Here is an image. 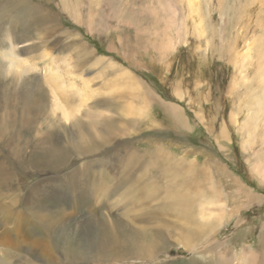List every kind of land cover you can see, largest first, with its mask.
<instances>
[{
    "label": "rangeland",
    "instance_id": "obj_1",
    "mask_svg": "<svg viewBox=\"0 0 264 264\" xmlns=\"http://www.w3.org/2000/svg\"><path fill=\"white\" fill-rule=\"evenodd\" d=\"M180 1L0 0V89L11 92L10 109L0 114L13 119L9 136L0 137V172L10 174L0 179V222L36 210L47 214L63 208L69 214L70 170L83 169L87 161L91 171H104L114 186L132 175L133 186L102 192L96 200L104 202L105 217L119 215L139 185L165 186L169 176L160 169L166 164L150 162L161 152L167 160L184 159L206 172L214 170L195 177L203 190L195 205L197 220L214 224L209 215L215 208L203 198L214 187L231 218L186 248L175 245L171 229L181 222L175 213L160 210L161 200L142 204L133 214L151 216L158 256L154 263L122 264H218L221 250L228 252L230 264H238L235 257L247 251L244 264H253L250 254L257 250L264 264L259 240L264 235V180L252 170L258 161L264 168V105L259 110L255 102L261 92L258 73L264 75V0H200L203 33L186 19ZM166 5L177 11L174 23L167 21ZM50 70L66 83V92H51L45 77ZM126 70L137 88L129 86ZM38 89V98L30 102L28 93ZM166 103L180 108L181 121L165 110ZM73 106L75 116L62 121L63 108ZM73 141L104 145L89 156L69 155L58 169L31 164L37 147L57 144L67 150ZM120 155L126 165L115 162ZM240 182L260 200L248 203L245 192L236 191ZM69 223L67 232L73 229Z\"/></svg>",
    "mask_w": 264,
    "mask_h": 264
},
{
    "label": "bare ground",
    "instance_id": "obj_2",
    "mask_svg": "<svg viewBox=\"0 0 264 264\" xmlns=\"http://www.w3.org/2000/svg\"><path fill=\"white\" fill-rule=\"evenodd\" d=\"M199 1L200 0H181L180 2L185 6L186 19L193 20V23L196 22V25H194L195 29L199 31V33H203L204 29L202 20L200 19ZM164 8L169 14L167 21L174 23L176 21L175 16H177V11L170 5H166ZM195 17H197V19H195ZM180 25L178 26V30L182 28L183 23L181 26ZM10 53L13 54L12 51H10ZM7 62H9V66L15 65L12 60H8ZM123 75L129 80L131 84H129V86L131 88H137L139 84L138 81L132 78V76L127 73V70ZM262 76L264 75L258 73L259 89L261 88V92L257 95L255 102L259 110H261L264 105V78H262ZM45 77L53 94L59 92L58 90H60L61 93L66 92V83L62 82L61 84L55 72L50 70L46 73ZM39 90L40 89L35 92L30 91L27 99H29L30 102L34 101L35 98H38ZM10 94L11 92L0 89V110L3 109L7 111L10 109L11 105L6 102L7 99L10 98ZM53 98H55V107H60L59 98H57L56 95H54ZM165 108V110L173 114L174 118L179 121L182 120L183 117L180 108L176 104L166 103ZM76 109V106L70 108V111L63 108L61 113L62 121H68L71 117L75 116L74 111H77ZM12 121V118L0 114V137L8 135L12 127ZM50 134L49 132L47 134L49 138L52 137ZM102 145H104L102 142L97 143V141H92L90 143H77L73 141V144L67 150L59 149L56 147L57 144L56 146L37 147L30 162L31 164H37L41 167L52 165L53 168L58 169L67 163L66 159L69 161V155L71 156L75 153L82 157L89 156L90 154H95V151L98 152ZM66 156L67 158H65ZM117 158L118 161L115 162H117L118 165L125 164L122 155ZM170 160L172 159H166L164 153L158 152L155 160L150 161L154 164H156L157 161L166 164L160 169V171L169 176L164 187H157L153 183L139 185V187H136L137 190L129 196L127 201L123 204L122 210L120 211L121 213L112 217H105L106 214L101 212L104 202L98 204L96 200H100L99 195L102 192H119L120 188L125 184H131V186H133L132 175L126 176L124 179L122 178L123 180L120 181V184L114 186L111 179L104 171L101 170L96 173L90 170L91 161H87L83 169H77L75 171L70 170L72 172L70 173L71 179L69 181L72 191L71 198L73 199L71 201L72 211L68 214L66 210L63 211V208H60L57 209L55 213L45 214L36 210L28 217L18 215V217L15 218L7 217L3 219V221L0 222L3 227L2 232H0V264H122L124 262L141 261L144 259H148L154 263L158 256V249L152 245L153 235L151 231L153 230H151L152 228L150 225L152 222L151 216L147 217L145 213H140L138 215H134L133 213L140 209V205L142 204L149 206L151 202L160 200L163 202L162 205L159 203L161 207L160 210L173 211L177 218L181 220L180 223L177 222L175 225L173 224L174 228L171 229V232L177 235L175 245H182L186 248L194 247L196 239L204 237L207 232L210 234L214 232L217 226L221 225L222 220L230 219L232 214L228 212L229 207L224 203L222 193L214 187V189L210 188L207 193L203 194V198L215 208L214 216L209 215L211 220L214 219V224L207 218L201 219L202 222L197 220L195 205L199 200V196L201 197L203 190L198 188V182L195 177H198L199 174L209 173L213 175L214 170L206 172L204 169H199L196 165L192 166L191 163H185L184 159L180 161ZM133 165L134 164H131L130 167ZM176 166L187 171L189 175L184 176L178 173L177 170H175ZM253 169L256 171V174L264 180V168L260 161L255 163L252 170ZM0 173V179L2 181L9 179V173V175L4 174L6 172ZM237 187L238 189L236 191H238V193H240V190L246 191L245 187L241 185V182L240 184L237 183ZM252 194V191L250 192L247 190V192H245V197L249 199L248 203L260 200L259 195L253 198L251 196ZM84 209H91L90 211H92V213L78 215ZM204 210L205 209L201 211L200 217L204 215ZM161 213H163V211ZM152 219L154 220V216H152ZM68 222H70L73 227L71 232L65 230L66 223ZM203 223L209 227L202 225ZM171 226L170 228H172ZM160 236H164L162 232H160ZM259 240H261V243H264V235H262ZM58 253L62 255V258ZM226 253L228 252L221 250L215 262L218 264L232 263L228 260ZM258 254L257 250H254V252L250 254V258H254L253 264H259ZM195 255L187 261L192 262L196 257ZM247 257L248 251L247 253L243 252L242 255L236 256L235 259L238 261V264H244V260ZM67 259L72 262L69 263Z\"/></svg>",
    "mask_w": 264,
    "mask_h": 264
}]
</instances>
